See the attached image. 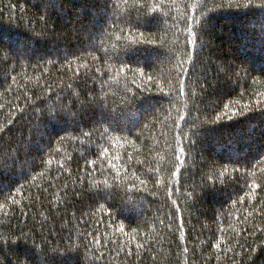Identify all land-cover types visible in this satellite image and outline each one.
Returning <instances> with one entry per match:
<instances>
[{
  "label": "trees",
  "instance_id": "1",
  "mask_svg": "<svg viewBox=\"0 0 264 264\" xmlns=\"http://www.w3.org/2000/svg\"><path fill=\"white\" fill-rule=\"evenodd\" d=\"M0 264H264V0H0Z\"/></svg>",
  "mask_w": 264,
  "mask_h": 264
}]
</instances>
